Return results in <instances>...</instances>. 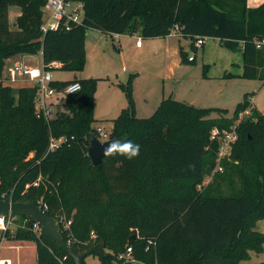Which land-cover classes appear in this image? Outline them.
Masks as SVG:
<instances>
[{"label": "trees", "instance_id": "16d2710c", "mask_svg": "<svg viewBox=\"0 0 264 264\" xmlns=\"http://www.w3.org/2000/svg\"><path fill=\"white\" fill-rule=\"evenodd\" d=\"M84 5V19L66 31L40 30L46 0H0V78L8 61L42 54L48 70L78 73L86 65L89 30L107 35L141 31L143 39L178 35L191 40L193 60L182 48L184 64L195 62L199 38H215L242 51L243 73L226 74L264 82V4L247 0H75ZM22 10L13 28L12 8ZM50 68V69H49ZM207 76L208 67L204 69ZM80 82L69 96L68 110L47 122L35 113L36 87L18 90L0 84V200L44 205L60 226L65 241L79 253L105 243L103 264H247L251 253L264 251V234L256 221L264 219V113L253 109L251 95L234 112L249 107L252 114L238 126L231 160L206 191L199 189L217 164L215 127L229 129V111L196 108L164 99L154 114L139 118L131 76L117 86L129 104L114 119L110 139L141 146L131 160L114 153L94 166L88 156L98 78L56 81L54 88ZM213 114H218L213 117ZM224 117V118H223ZM70 141L48 153L50 138ZM99 138V136L97 137ZM213 176V177H214ZM232 190L221 194L219 187ZM20 227L5 238L32 242L37 264H76L74 258L27 216L14 218ZM68 228L65 224L69 223ZM132 248L131 260L120 256ZM133 260L135 262H133ZM86 264V261H84Z\"/></svg>", "mask_w": 264, "mask_h": 264}, {"label": "rangeland", "instance_id": "374dc122", "mask_svg": "<svg viewBox=\"0 0 264 264\" xmlns=\"http://www.w3.org/2000/svg\"><path fill=\"white\" fill-rule=\"evenodd\" d=\"M21 15V9L16 7L11 9L10 22L13 28L16 27L17 19ZM136 34L121 50L114 45L116 42L110 35H102L96 30H89L86 37L84 70L78 73L66 72L58 68L51 71L55 80L67 81L76 77L79 79L98 78L94 99L93 127L101 128L108 134L105 137L101 132L97 133L102 142L110 140L114 119L119 116L121 109L129 104L124 91L117 84L127 82L131 76L133 77V99L139 118L152 116L159 104L170 97L196 108L228 110L229 115L225 118L233 119L232 126L240 123L239 115L235 119L234 112L236 107L243 102L245 94L251 95L250 102L253 104V109L264 113L263 81L240 77L225 78L226 74L241 75L243 73L241 50L233 51L224 46L219 39L206 37L205 45L199 47L196 53L195 62L179 66L180 58L165 54L167 44L165 38L143 39L141 31H137ZM139 37L142 39L143 49H138L136 46ZM172 41H177V39ZM173 42H171L172 46ZM191 42L185 38L182 40L185 51L190 57L195 56ZM17 60L33 68L43 69L44 67L42 54L12 61ZM11 62H7L5 69L7 76L12 66ZM205 67H208L207 76L204 71ZM20 87L21 85L15 86V89L18 90ZM152 107L154 108L150 111ZM66 110H68V103L65 105ZM213 117L218 118L219 116L213 114ZM215 177L208 175L199 189L206 191L208 185L215 183ZM218 191L221 194L232 193V190L225 185L219 187ZM255 227L257 231L264 234V219L256 221ZM9 245L15 247L8 248ZM1 253L13 258L19 264H37L36 246L32 242H10L1 250ZM85 261L86 264H103L98 255H89ZM246 263L264 264V251L252 252L251 259Z\"/></svg>", "mask_w": 264, "mask_h": 264}, {"label": "built area", "instance_id": "2783aa9c", "mask_svg": "<svg viewBox=\"0 0 264 264\" xmlns=\"http://www.w3.org/2000/svg\"><path fill=\"white\" fill-rule=\"evenodd\" d=\"M46 6L44 8V17L41 24L40 30L46 33L51 30H58L63 23L66 31H71L72 25H79L84 19V5L82 2L75 0H46ZM179 27L176 26L171 35H178ZM197 47L205 45V38H199L196 42ZM137 46H142V39L139 38ZM256 46L258 49L264 48V39L257 40ZM194 58L190 57V61ZM58 68V64L54 63L50 68ZM49 68V69H50ZM22 82H27L30 87H36L38 93L35 100V113L39 119H44L49 122L51 119L56 117L57 113L65 112V105L69 96L79 92L82 89L80 82H72L60 88H54L52 86L56 80L53 78L51 70H48L45 65L43 69L33 68L31 66L25 65L22 62H15L9 68V75L0 78V84L3 86H11ZM79 84V89H73L69 91V85ZM252 114V108L249 107L244 112L239 113L240 121L244 117H249ZM238 125L231 126L229 129H220L215 127L211 132V140L218 142L217 151V164L213 170L211 176L213 177L215 173L222 172L223 161L231 160L232 153L234 150V145L238 140ZM105 137L108 136L106 132H103L101 128L97 129ZM70 140L66 137H61L59 139L51 137L48 153L56 151L61 145L68 143ZM4 199H6L4 197ZM44 210L46 207L40 205ZM15 217L0 216V264H19L13 258L4 256L1 250L9 244L11 241L5 238L6 232L11 231L12 233L16 228L20 227L19 223L14 220ZM34 224V229L36 231H42L41 227L37 223ZM69 223L65 224V228H68ZM15 246L9 245L8 248H14ZM132 248H128L127 251L120 256L121 260H131ZM133 262H135L133 260Z\"/></svg>", "mask_w": 264, "mask_h": 264}, {"label": "water", "instance_id": "95a60500", "mask_svg": "<svg viewBox=\"0 0 264 264\" xmlns=\"http://www.w3.org/2000/svg\"><path fill=\"white\" fill-rule=\"evenodd\" d=\"M113 141L121 140L110 139L102 142L97 137L91 140L88 156L94 166L100 165L108 156L105 155V149ZM0 216L29 217L33 223H37L41 227L42 231L48 237L54 240L63 250L71 255L76 264H84L85 259L93 253H99L101 256H105V243L102 242L84 253H79L63 238L59 222L55 218L50 217L40 205L23 202L15 203L11 198L2 199L0 200Z\"/></svg>", "mask_w": 264, "mask_h": 264}, {"label": "crops", "instance_id": "0c3cea01", "mask_svg": "<svg viewBox=\"0 0 264 264\" xmlns=\"http://www.w3.org/2000/svg\"><path fill=\"white\" fill-rule=\"evenodd\" d=\"M247 4H248V7H251V8H256V7H259L260 5L264 4V0H247ZM10 18H11V13H10ZM97 31V30H96ZM99 33H101L102 35H104L102 32L100 31H97ZM137 35L136 32H134L133 34L131 33H126V34H114L112 35V39L116 42L114 45H116L118 48H120L121 50L123 49V47H126L128 45V43H130V41L132 40V38ZM140 38V37H139ZM173 39H177V41H172ZM184 38L180 37L179 35H170L168 37L165 38L167 44H166V50H165V54L166 55H172L174 58H180V63H178L179 66H183L184 63L181 59V56H180V50L183 48L185 50V47L184 45L182 44V40ZM171 42H173V46L171 45ZM137 46V45H136ZM144 45H142L141 47H138V49H143ZM188 53V52H187ZM24 57H27V56H18V57H15L13 59H10L8 62H11L12 60L14 59H18V58H24ZM123 58V56H122ZM15 62H22L24 63L25 65H27L25 62L23 61H20V60H17ZM14 61H12L11 63H15ZM30 66V65H28ZM61 65L58 64V67H60ZM7 77V75H5ZM75 79H79V78H75ZM75 79H70V80H67V81H71V80H75ZM56 81H62V80H56ZM25 82H22V83H18L16 85H14L13 87L15 88V86H18V85H21V87H30L29 84H24ZM20 87V88H21ZM160 105V104H159ZM128 106V105H127ZM126 106V107H127ZM126 107H123L122 109L126 108ZM154 107L151 108L150 111L153 110ZM121 109V111H122ZM120 111V112H121ZM119 112V113H120ZM152 113V112H151ZM143 118V117H141Z\"/></svg>", "mask_w": 264, "mask_h": 264}, {"label": "clouds", "instance_id": "9594fccd", "mask_svg": "<svg viewBox=\"0 0 264 264\" xmlns=\"http://www.w3.org/2000/svg\"><path fill=\"white\" fill-rule=\"evenodd\" d=\"M79 88H80L79 84H73V85H69L68 90L72 91L73 89H79ZM140 152H141V146L138 143H134L131 140H126L123 142L113 141L105 149V155L118 153L126 156V158L129 160L138 157L140 155Z\"/></svg>", "mask_w": 264, "mask_h": 264}]
</instances>
